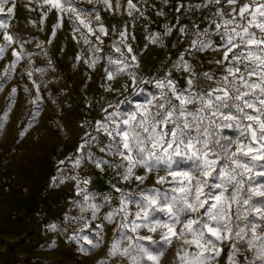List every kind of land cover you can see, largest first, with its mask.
<instances>
[{"label":"snow or ice","instance_id":"6c2138e0","mask_svg":"<svg viewBox=\"0 0 264 264\" xmlns=\"http://www.w3.org/2000/svg\"><path fill=\"white\" fill-rule=\"evenodd\" d=\"M11 3L12 0H0V13L6 11L10 16L15 5L6 10L4 5ZM88 3L91 5L92 0ZM96 3L113 10L111 0H96ZM44 4L49 12L55 9L62 16L67 14L85 44L92 41L81 32V25L103 43L95 35L92 21L80 18L81 13L88 15L91 9L81 8L78 0H44ZM119 7L117 0L116 9ZM185 7L178 5L177 13L182 14ZM187 7L192 12L199 10L209 26L200 30L190 21L197 28L194 38L172 65V70L185 74L184 86L172 78V70L163 77L138 78L140 63L131 43L135 36L126 29L121 31L119 41L113 44L120 57H108L106 81L126 75L131 85L122 87L128 96L143 93L149 84H154L159 93L147 100V106L136 105L131 111H121L122 104L130 103L124 98L103 107L100 119H85L80 126L87 125L91 130L85 128L76 149L84 155L66 158L74 161L73 167L86 160L101 171L109 168L114 172L110 184L120 194V204L103 215L105 223L115 224V231L105 258L98 264L112 258L121 259L124 264H161L166 250L176 242L180 244L176 252L178 264H215L224 251L221 245L228 246L225 264H240L241 259L244 264H264V0H204L202 4ZM126 11L133 16L139 9L128 0ZM95 22L99 24V32L107 36L108 30L100 22L98 12ZM7 26L6 20L0 19V29ZM171 31L172 28L166 27L164 35ZM186 31V27L180 28L181 34ZM4 39L7 47L13 43L23 47V42L15 41L7 33ZM158 42H162L160 36H153L151 43ZM89 50L93 53L91 62L85 63L95 68L101 59L95 53L101 49ZM5 52L6 47L0 45V56ZM205 52L213 55L208 63L215 70L198 71L191 60L185 59V55L195 57ZM12 54L16 59L0 75V88L22 58L15 48ZM16 91L12 89L13 93ZM105 91H114L111 83ZM40 111L37 106L29 114L30 119L19 137L36 122ZM5 127L0 122V128ZM227 129L234 130L235 135H225L223 130ZM96 143L105 144L100 153L119 160L98 158L91 150ZM58 164L64 165L65 160ZM141 169L143 174H138ZM161 172L164 174L159 175ZM153 173L157 174L153 177ZM150 178L154 183L146 187ZM65 179L77 180V194L83 197L76 202L81 215L65 219L83 221L80 231L88 229L97 236L94 242L77 232L69 240L86 241L95 248L105 224H97L93 229L83 214L90 212L94 221L101 205L89 202L88 180L81 186L78 176L61 173L52 177L51 182L62 183ZM132 181L136 182V191L126 192L116 187L117 183ZM110 199L106 197L105 202ZM58 229L57 224L48 225V231ZM79 251L87 249L81 245Z\"/></svg>","mask_w":264,"mask_h":264},{"label":"rangeland","instance_id":"374dc122","mask_svg":"<svg viewBox=\"0 0 264 264\" xmlns=\"http://www.w3.org/2000/svg\"><path fill=\"white\" fill-rule=\"evenodd\" d=\"M174 1L185 0H132L139 11L129 16L126 11L128 0H119V9H116L117 0H111L112 11L106 5L96 3V0H92L91 5L88 0H78L81 8L91 9L90 14L81 13L80 18L85 22L91 20L95 35L103 41H96L95 36L81 25V32L88 34L91 44H85L81 33L74 31L75 25L67 18V14L62 16L55 9L49 12L44 0H12L11 4L4 5L5 10L13 4L15 7L10 16L6 11L0 13V19L6 20L8 25L0 29V45L6 47L5 54L0 56V75L16 59L12 48L22 58L16 63L15 72L0 88V122L6 126L0 128V264H98L105 258L114 238L115 224L105 223L103 215L119 207L120 194L93 164L82 160L79 167H73L74 161L66 158L84 155L77 153L76 149L85 128H91L87 125L82 128L80 125L85 119H100L101 109L108 103L115 105L119 100L127 98L130 103L122 104L120 110L128 112L136 105L147 106V100L152 95H158L159 90L155 85L149 84L143 93L128 96L122 86L131 85L129 78L121 75L111 82L106 81L105 69L109 67V56L120 57L113 44L119 41V33L126 29L135 36L131 43L140 63L138 78L163 77L172 70L180 54L189 47L180 44L175 20L167 18L162 10V2L173 4ZM186 1L204 3V0ZM97 12L100 22L108 30L107 36L98 30L99 24L95 22ZM76 23L79 24V21ZM57 24L60 26L54 27ZM166 27L172 28L168 35H164ZM5 33L15 41L23 42V47L19 43L7 47ZM156 35L160 36L162 42L153 44L151 39ZM95 47L101 49L95 53L101 59L92 68L85 61L91 62L93 53L89 49ZM193 58L185 55V59L191 60L193 64L198 63ZM200 64L198 71H207ZM210 69L213 70L212 67ZM179 72L172 70V78L183 86L182 81L175 78ZM108 83L114 89L111 93L105 91ZM13 88L17 89L15 93L12 92ZM117 93L124 95L118 96ZM88 94L92 95L96 103V109L91 115L87 111ZM37 106L41 111L36 122L27 128L22 138L19 137V132L25 129L30 119L29 114ZM223 131L225 135H235L232 129ZM19 147H22L20 153ZM103 147L104 143H96L91 150L98 158L119 160V157L100 153ZM60 160H65V164L59 165ZM61 173L68 177L78 176L81 186L84 180H88L89 202L101 205L96 220H91L90 212L83 214L93 229L97 224H105L103 235L99 237L100 243L95 248L86 241L77 243L69 240V236L77 232L81 236L87 235L94 242L97 236L88 229L80 231L83 229V221L65 219L66 216L81 215L80 206L76 202L83 197L77 194V180L65 179L56 184L51 182L52 177ZM138 174H143V170H139ZM156 174L153 173V177ZM13 175L20 180L21 188L11 186L9 180ZM152 183L154 179L150 178L145 186ZM106 197H111L107 203ZM50 224L59 225V229L56 232L48 231ZM155 238L158 239L159 234ZM73 243L79 248L83 245L87 251L72 253ZM221 247L224 248L223 254L215 264H225L227 260L228 246ZM179 248V242L169 247L161 264H178L176 252ZM105 264L124 262L112 258L106 260ZM240 264H244L242 259Z\"/></svg>","mask_w":264,"mask_h":264},{"label":"built area","instance_id":"2783aa9c","mask_svg":"<svg viewBox=\"0 0 264 264\" xmlns=\"http://www.w3.org/2000/svg\"><path fill=\"white\" fill-rule=\"evenodd\" d=\"M183 4L186 7L181 9L182 14H178L176 9L177 6H173L172 4L168 3V4H164V2H162V10L165 14V16L167 18H172L175 20L176 25L179 28V36H180V44L183 47H188L190 44V41L194 38L193 33H195V31L197 30L196 27L193 26L194 22L197 26L199 23L201 22H206L208 23L207 18L201 14V12L199 10H197L196 12H192L190 10L189 7L190 5H196V4H202V3H191V2H187L182 1L181 3H179L178 5ZM198 17V19H197ZM192 21V22H190ZM181 27H186L187 31L184 34H181L180 32V28ZM87 102H88V107H87V111L89 112V114L91 115V112H93L96 109V103L94 98L92 97L91 94L87 95ZM89 104H91L92 106L89 107ZM92 117V116H91ZM22 152V147H19L18 149V153ZM101 174L106 178V180L108 182L113 180V169H109V168H105L103 171H101ZM11 186L13 188H21V182L20 180L15 176H10V180H9ZM116 187L118 188H122L124 191H136V182L132 181L130 183H117ZM129 207H132L131 205ZM134 210V209H133ZM71 251L74 254H77L79 252V246L75 243H73L71 245Z\"/></svg>","mask_w":264,"mask_h":264},{"label":"crops","instance_id":"0c3cea01","mask_svg":"<svg viewBox=\"0 0 264 264\" xmlns=\"http://www.w3.org/2000/svg\"><path fill=\"white\" fill-rule=\"evenodd\" d=\"M178 3H179V1H174L172 5L178 6ZM208 25L209 24L206 23V22H201V23L198 24V28L200 30H203L204 28L208 27ZM177 33L179 35L178 26H177ZM213 58H214L213 55L211 53H208V52L197 53L193 59H195L196 61L198 60V63H196L194 65L196 66L197 70H198V67H199V63H201L200 65L202 66V69L208 70L209 68L212 67L213 70H215L214 69L215 66L208 63V61L213 59ZM217 74H219V73H217ZM184 76H185V74L183 72H179V73L175 74V78L176 79H180V82L182 81L183 86H184V83H185Z\"/></svg>","mask_w":264,"mask_h":264},{"label":"bare ground","instance_id":"6f19581e","mask_svg":"<svg viewBox=\"0 0 264 264\" xmlns=\"http://www.w3.org/2000/svg\"><path fill=\"white\" fill-rule=\"evenodd\" d=\"M181 2H182V1H179V3H181ZM179 3H178V4H179Z\"/></svg>","mask_w":264,"mask_h":264}]
</instances>
